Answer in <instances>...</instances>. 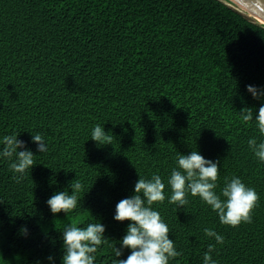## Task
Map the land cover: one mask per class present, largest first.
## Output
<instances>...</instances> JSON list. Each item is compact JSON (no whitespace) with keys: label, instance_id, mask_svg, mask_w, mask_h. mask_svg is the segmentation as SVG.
Returning a JSON list of instances; mask_svg holds the SVG:
<instances>
[{"label":"trees","instance_id":"16d2710c","mask_svg":"<svg viewBox=\"0 0 264 264\" xmlns=\"http://www.w3.org/2000/svg\"><path fill=\"white\" fill-rule=\"evenodd\" d=\"M247 85L264 88V27L220 0H0V138L16 133L36 155L19 183L15 157L0 158V264H48L50 254L61 264L57 229L91 215L108 238L94 264H113L129 223L113 219L116 204L138 174L167 184L177 151L196 148L220 161L217 191L235 176L259 200L252 222L236 227L198 196L181 209L154 203L181 253L169 264H202L215 244L206 227L224 237L217 264H264V163L247 144L264 137L238 113L260 106ZM96 124L111 145L90 139ZM75 177L90 190L82 207L53 215L47 199Z\"/></svg>","mask_w":264,"mask_h":264},{"label":"clouds","instance_id":"9594fccd","mask_svg":"<svg viewBox=\"0 0 264 264\" xmlns=\"http://www.w3.org/2000/svg\"><path fill=\"white\" fill-rule=\"evenodd\" d=\"M246 90L254 100L260 101L258 111L252 107H244L238 113L244 123H254L259 137H264V88L247 85ZM105 131L104 125L96 124L91 130V140L98 146L111 145L112 133ZM16 133L0 138V158L15 159L10 168L17 183L24 179L25 174L35 165L36 156L26 143L20 140ZM31 142L36 144L40 154L48 151L44 136L35 134ZM248 148L260 163H264V139L256 136L247 141ZM220 171V161L206 159L197 150L187 154L177 151L175 166L167 177V184L159 175L153 173L150 178L138 174L133 194L121 199L115 206L113 219L118 222L128 221L125 235L119 240V247L114 248L113 264H169V261L181 255L175 246V241L169 237L170 229L160 213L153 208L154 203L164 202L184 208L189 203L187 196L199 197L216 213L221 224L231 227L241 223L252 222V210L256 207L259 195L252 187L247 186L239 177L225 179L223 187L217 183ZM166 187L170 194H166ZM85 185L75 177L63 191H58L46 201L53 215L68 213L82 207L79 194ZM90 190L84 191V195ZM83 195V197H84ZM90 213V212H89ZM91 215V213H90ZM92 221L68 222L61 229L63 256L61 264H94L98 248L107 241L105 225L91 215ZM27 234V227L20 229ZM205 237L214 239L205 251L202 264H217L213 259L216 244H223L224 237L213 228L203 229ZM125 250H130L126 259H119ZM48 264H55L53 255L47 256Z\"/></svg>","mask_w":264,"mask_h":264},{"label":"water","instance_id":"95a60500","mask_svg":"<svg viewBox=\"0 0 264 264\" xmlns=\"http://www.w3.org/2000/svg\"><path fill=\"white\" fill-rule=\"evenodd\" d=\"M249 22L264 27V0H220Z\"/></svg>","mask_w":264,"mask_h":264}]
</instances>
